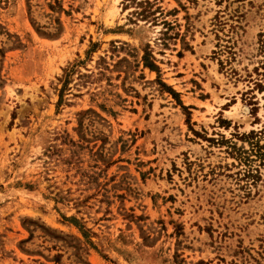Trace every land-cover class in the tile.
I'll return each instance as SVG.
<instances>
[{
	"label": "rangeland",
	"instance_id": "obj_1",
	"mask_svg": "<svg viewBox=\"0 0 264 264\" xmlns=\"http://www.w3.org/2000/svg\"><path fill=\"white\" fill-rule=\"evenodd\" d=\"M0 264H264V0H0Z\"/></svg>",
	"mask_w": 264,
	"mask_h": 264
},
{
	"label": "trees",
	"instance_id": "obj_2",
	"mask_svg": "<svg viewBox=\"0 0 264 264\" xmlns=\"http://www.w3.org/2000/svg\"><path fill=\"white\" fill-rule=\"evenodd\" d=\"M145 67H148L150 70H153V71H155V72H159L158 67H157L155 64L151 63V62L145 63ZM170 92H171L172 94H176V93H175L173 90H171V89H170ZM182 108H183V109H186V107H184V106H182Z\"/></svg>",
	"mask_w": 264,
	"mask_h": 264
},
{
	"label": "bare ground",
	"instance_id": "obj_3",
	"mask_svg": "<svg viewBox=\"0 0 264 264\" xmlns=\"http://www.w3.org/2000/svg\"><path fill=\"white\" fill-rule=\"evenodd\" d=\"M242 111H243V110H242ZM244 111H245V110H244ZM237 114H238L237 111L233 112V116H237Z\"/></svg>",
	"mask_w": 264,
	"mask_h": 264
}]
</instances>
